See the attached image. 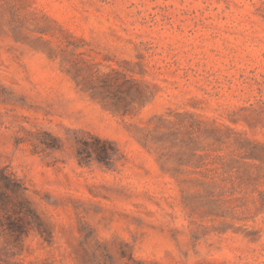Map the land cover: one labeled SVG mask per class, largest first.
Segmentation results:
<instances>
[{
    "label": "rangeland",
    "instance_id": "rangeland-1",
    "mask_svg": "<svg viewBox=\"0 0 264 264\" xmlns=\"http://www.w3.org/2000/svg\"><path fill=\"white\" fill-rule=\"evenodd\" d=\"M0 169V264H264V0H0Z\"/></svg>",
    "mask_w": 264,
    "mask_h": 264
},
{
    "label": "trees",
    "instance_id": "trees-1",
    "mask_svg": "<svg viewBox=\"0 0 264 264\" xmlns=\"http://www.w3.org/2000/svg\"><path fill=\"white\" fill-rule=\"evenodd\" d=\"M117 154L118 149L113 142L97 136L88 135L77 143L76 156L79 164L96 161L109 165L114 162ZM0 185L3 188L0 192V229L18 236L26 234L29 219L34 217L33 211L22 199L15 197L13 202L8 200L22 189L20 182L0 169Z\"/></svg>",
    "mask_w": 264,
    "mask_h": 264
}]
</instances>
